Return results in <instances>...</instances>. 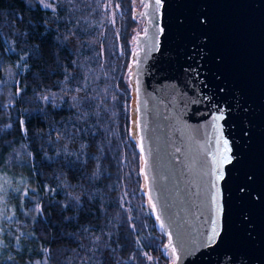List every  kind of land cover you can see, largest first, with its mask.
I'll list each match as a JSON object with an SVG mask.
<instances>
[{"label": "trees", "instance_id": "1", "mask_svg": "<svg viewBox=\"0 0 264 264\" xmlns=\"http://www.w3.org/2000/svg\"><path fill=\"white\" fill-rule=\"evenodd\" d=\"M136 3L0 0V169L35 204L0 264H162L129 136Z\"/></svg>", "mask_w": 264, "mask_h": 264}, {"label": "water", "instance_id": "2", "mask_svg": "<svg viewBox=\"0 0 264 264\" xmlns=\"http://www.w3.org/2000/svg\"><path fill=\"white\" fill-rule=\"evenodd\" d=\"M136 2L129 136L167 264H264V0Z\"/></svg>", "mask_w": 264, "mask_h": 264}, {"label": "rangeland", "instance_id": "3", "mask_svg": "<svg viewBox=\"0 0 264 264\" xmlns=\"http://www.w3.org/2000/svg\"><path fill=\"white\" fill-rule=\"evenodd\" d=\"M39 2L44 7L46 4L51 5V7L49 8H54L55 6V0H39ZM8 168L9 167L5 169ZM29 187L33 188V183L23 174L17 173L11 176V174L7 170L0 169V258L9 255L8 249L6 248L8 241H6L3 234L5 233L9 236H16L19 231L20 233H22L23 228L12 231L13 229H11L10 225L15 222V219H17V217L19 219V214L22 213L23 217H28L29 214L30 216H32V214L34 213L35 204L30 203L28 206H26L24 203L25 199L23 196L29 194ZM30 195V198L35 199V195ZM12 198L15 199L11 201ZM14 205H16V207H14ZM29 206L33 208V211L28 208ZM157 247L159 252L158 242ZM146 254L149 262H158L160 260L162 261L164 258V256H160L161 254L158 255V253L154 254L152 252H146ZM149 256H151L152 259H149ZM45 261V258H41L36 261V263L42 264V262L44 263Z\"/></svg>", "mask_w": 264, "mask_h": 264}, {"label": "snow or ice", "instance_id": "4", "mask_svg": "<svg viewBox=\"0 0 264 264\" xmlns=\"http://www.w3.org/2000/svg\"><path fill=\"white\" fill-rule=\"evenodd\" d=\"M156 4L159 5L161 3V0H155ZM45 7H51L50 4H46ZM116 7L118 8L119 5L117 4ZM135 19V17H133ZM162 30V29H161ZM45 99H47V97H45ZM222 117L221 116H218L216 117V119H221ZM139 148H140V152L141 154H143L144 152V147H143V143H142V138H141V142L139 143ZM229 151V148H228V141L227 140H223L222 144H221V152H220V159H219V163H224L225 161H228L229 160V157L227 155H225L226 152ZM145 179H147V177H145ZM149 203L151 204V197L149 196ZM155 205L153 204L152 205V208H153V211H155ZM156 220H160V216L157 215L156 216ZM212 224H215V220H212L211 221ZM161 227V230H163V224L160 225ZM216 229L213 227L212 229H210V234L208 235L207 237V241L210 243L211 241L214 240L215 236H216ZM171 238V237H169ZM165 249L168 248V245H165L164 246ZM175 248L172 249V254L173 256H175ZM149 259H152L151 256L148 257ZM176 259H179V257H176ZM172 264H175V260H173Z\"/></svg>", "mask_w": 264, "mask_h": 264}, {"label": "built area", "instance_id": "5", "mask_svg": "<svg viewBox=\"0 0 264 264\" xmlns=\"http://www.w3.org/2000/svg\"><path fill=\"white\" fill-rule=\"evenodd\" d=\"M157 228V227H156ZM158 230V228H157ZM158 234L160 236H163V234L158 230ZM158 246H159V252H158V255L161 254L160 256H164L163 260H162V264H167V262L169 261V258L168 256L165 254V250L163 248V244L158 242Z\"/></svg>", "mask_w": 264, "mask_h": 264}]
</instances>
